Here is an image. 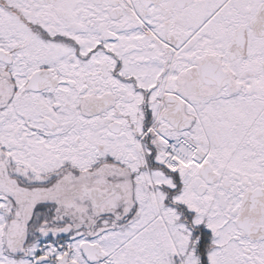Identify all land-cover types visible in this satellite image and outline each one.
I'll use <instances>...</instances> for the list:
<instances>
[{
	"label": "snow or ice",
	"instance_id": "obj_1",
	"mask_svg": "<svg viewBox=\"0 0 264 264\" xmlns=\"http://www.w3.org/2000/svg\"><path fill=\"white\" fill-rule=\"evenodd\" d=\"M0 264H264V0H0Z\"/></svg>",
	"mask_w": 264,
	"mask_h": 264
}]
</instances>
